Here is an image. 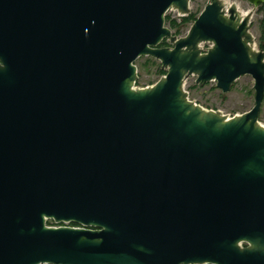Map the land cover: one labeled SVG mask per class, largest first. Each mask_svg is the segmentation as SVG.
<instances>
[{
	"label": "water",
	"instance_id": "95a60500",
	"mask_svg": "<svg viewBox=\"0 0 264 264\" xmlns=\"http://www.w3.org/2000/svg\"><path fill=\"white\" fill-rule=\"evenodd\" d=\"M248 1L208 0L178 37L166 12L189 0H0V264H264ZM141 56L166 74L137 88ZM190 75L222 92L250 75L254 105L204 109Z\"/></svg>",
	"mask_w": 264,
	"mask_h": 264
},
{
	"label": "rangeland",
	"instance_id": "374dc122",
	"mask_svg": "<svg viewBox=\"0 0 264 264\" xmlns=\"http://www.w3.org/2000/svg\"><path fill=\"white\" fill-rule=\"evenodd\" d=\"M223 2L226 6L231 4L236 5L242 14H245L252 8V4L248 0H223ZM207 3L208 0H189L190 11L199 15ZM166 16L180 21V16L173 8H170L166 12ZM263 24L264 9L258 7L254 10L250 19V32L254 38V46L257 49H260L259 44L263 38ZM165 25L170 28L168 22ZM190 26L191 24L182 26L180 28V34H175L174 29H171V31L178 37L185 36ZM211 45V43L205 42L201 44V48L207 50ZM134 64L137 67L138 74L135 83V87L137 88L150 86L162 77L158 73V66H161L160 61L150 56H141L135 60ZM253 84L254 80L250 75H243L232 84L229 92H222L221 89L217 88L216 81H210L201 86L196 84V76L190 75L184 80V89L188 93L189 99L204 109L218 110L227 117H233L243 114L253 107L255 95ZM259 122L264 125V101L259 115Z\"/></svg>",
	"mask_w": 264,
	"mask_h": 264
},
{
	"label": "trees",
	"instance_id": "16d2710c",
	"mask_svg": "<svg viewBox=\"0 0 264 264\" xmlns=\"http://www.w3.org/2000/svg\"><path fill=\"white\" fill-rule=\"evenodd\" d=\"M259 8L264 9V3L262 5H260ZM197 16L198 15L196 13L190 12L188 15L180 17V21H177V19H171L169 16H165V23L168 22L170 29L175 30V34H180V28L182 26L192 24L196 20ZM262 34H263L262 42L259 44L260 49H264V24L262 26ZM159 46L160 47L169 46V43L166 40H163ZM158 73L161 76H163L166 74V70L161 68V66L159 65L158 66ZM47 224L48 225L49 224L54 225L52 220H47ZM69 225L77 226V224H75V223H70Z\"/></svg>",
	"mask_w": 264,
	"mask_h": 264
},
{
	"label": "built area",
	"instance_id": "2783aa9c",
	"mask_svg": "<svg viewBox=\"0 0 264 264\" xmlns=\"http://www.w3.org/2000/svg\"><path fill=\"white\" fill-rule=\"evenodd\" d=\"M204 51H206L205 49H203ZM54 223V222H53ZM62 225H69L70 223H61ZM61 224H56V223H54V225H51V226H58V225H61ZM69 226H71V225H69Z\"/></svg>",
	"mask_w": 264,
	"mask_h": 264
}]
</instances>
